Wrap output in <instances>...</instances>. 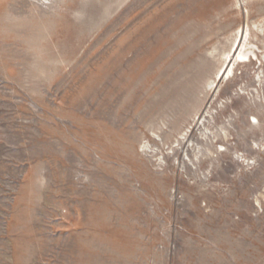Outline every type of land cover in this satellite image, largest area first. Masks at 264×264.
Returning a JSON list of instances; mask_svg holds the SVG:
<instances>
[{
  "label": "rangeland",
  "instance_id": "rangeland-1",
  "mask_svg": "<svg viewBox=\"0 0 264 264\" xmlns=\"http://www.w3.org/2000/svg\"><path fill=\"white\" fill-rule=\"evenodd\" d=\"M0 264H264V0H0Z\"/></svg>",
  "mask_w": 264,
  "mask_h": 264
},
{
  "label": "bare ground",
  "instance_id": "bare-ground-1",
  "mask_svg": "<svg viewBox=\"0 0 264 264\" xmlns=\"http://www.w3.org/2000/svg\"><path fill=\"white\" fill-rule=\"evenodd\" d=\"M51 0H38V3H40V4H42L43 6L44 5H47V3H49ZM238 48V47H237ZM237 50V49H236ZM224 56H225V59H224V63H226L227 62V60H228V58H229V55L228 54H223ZM236 55V52L233 54V58H232V60L233 59H235V56ZM231 60V61H232ZM239 60H241V61H248V62H251V60H252V58H249V56H247V55H245V54H239L238 55V58L236 57V60H235V62L237 63V62H239ZM231 61L229 62V64L227 65V66H229L230 65V63H231ZM212 123V122H211ZM210 132V131H209ZM204 135H207V133H204ZM214 137H217V135H215ZM206 140H207V145H209V144H211L212 143V137H211V135L209 134L208 136H206ZM189 143H190V141H189ZM196 143V142H195ZM194 143V144H195ZM201 143V142H200ZM146 144V143H145ZM197 144V143H196ZM200 149V148H199ZM205 155H208V154H210V153H212V150L209 148L208 150H206L205 152ZM175 156V155H174ZM190 160V159H189Z\"/></svg>",
  "mask_w": 264,
  "mask_h": 264
}]
</instances>
